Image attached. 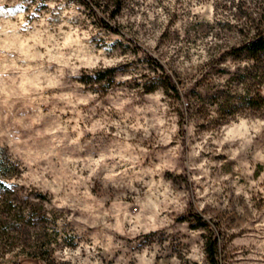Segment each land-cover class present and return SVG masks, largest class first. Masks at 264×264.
Segmentation results:
<instances>
[{
    "label": "rangeland",
    "instance_id": "1",
    "mask_svg": "<svg viewBox=\"0 0 264 264\" xmlns=\"http://www.w3.org/2000/svg\"><path fill=\"white\" fill-rule=\"evenodd\" d=\"M92 5L0 0V264H264V0Z\"/></svg>",
    "mask_w": 264,
    "mask_h": 264
},
{
    "label": "trees",
    "instance_id": "2",
    "mask_svg": "<svg viewBox=\"0 0 264 264\" xmlns=\"http://www.w3.org/2000/svg\"><path fill=\"white\" fill-rule=\"evenodd\" d=\"M79 3L83 4L84 6H86L87 8H89L92 13L94 14V17L96 19V22L103 28L114 32L116 34H121L124 35L122 33V30L120 29L119 26L116 25H112L110 22H108L104 17H102L98 11L96 10V8L92 5L93 2H95V0H76ZM126 40H128L131 45H132V49L135 52H141L144 55V59L145 61L152 66L153 68H155L156 70H159L163 73V75H165V78H162L165 86L167 89H170L174 92V95L178 98V99H185V101H187V95H183L181 93V91L178 89V87L176 86L175 80H174V76L173 74L168 70V68L165 66V64L158 58L156 57L154 54H152L151 52H149L148 50H146L145 48H143L137 41L127 37L126 35L124 36ZM238 52H246L248 54H251L252 57L258 55L259 53L264 52V32L262 34H260L258 37H256L255 39H253L252 41L248 42L247 44H245L244 46H242L241 48L237 49ZM117 71L116 67H112V68H107L104 70H98L95 71L92 74H84L82 76H80V81L83 83H91L93 81H101V80H105V79H113L115 77V73ZM156 89V85H152L151 87L148 88V91H154ZM184 115H182V121H185L184 119ZM184 127V126H183ZM184 129H182L183 131ZM14 170V167L11 163H9L6 160V157L3 156L2 153H0V185H4V178H6L7 176H10L12 174ZM191 218H193V222H195V224H197V226L200 227H208V223L202 221V218L196 214H191L190 215ZM208 232L210 233V236L207 240V256L210 260V262H212V264H218L217 261V250H218V245H219V236L218 233L220 231V228L216 226V231L212 228H208L207 229Z\"/></svg>",
    "mask_w": 264,
    "mask_h": 264
}]
</instances>
